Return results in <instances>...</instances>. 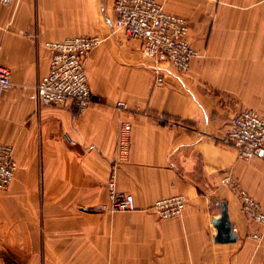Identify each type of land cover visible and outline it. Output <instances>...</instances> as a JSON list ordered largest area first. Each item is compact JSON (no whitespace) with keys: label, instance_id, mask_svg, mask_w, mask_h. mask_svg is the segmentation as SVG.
Here are the masks:
<instances>
[{"label":"crops","instance_id":"0c3cea01","mask_svg":"<svg viewBox=\"0 0 264 264\" xmlns=\"http://www.w3.org/2000/svg\"><path fill=\"white\" fill-rule=\"evenodd\" d=\"M186 18L198 51L190 71L160 63L114 31L115 0H22L0 7V144L12 145L17 171L0 191V264H264L263 227L243 213L222 179L231 175L264 210V159H238L222 142L233 116L264 118V0H157ZM98 36L86 62L93 92L84 113L39 105L36 85L49 72L47 42ZM124 102L127 110L115 108ZM164 115L177 123L161 121ZM122 121L132 124L129 162L117 187L135 212L100 209ZM182 195L180 217L151 210ZM226 202L238 241L215 242Z\"/></svg>","mask_w":264,"mask_h":264},{"label":"built area","instance_id":"2783aa9c","mask_svg":"<svg viewBox=\"0 0 264 264\" xmlns=\"http://www.w3.org/2000/svg\"><path fill=\"white\" fill-rule=\"evenodd\" d=\"M22 0H0V7L11 6ZM114 31L123 32L128 38L141 44L144 55L156 60V85H163L164 75L160 72V63L168 62L181 73L190 71L192 62L199 56L191 45L188 36L189 22L186 18L168 12L157 0H115ZM103 43L98 36H75L60 42H47L51 51L49 72L36 85L39 105H67L84 113L92 101L86 62L89 55ZM11 70L0 65V89L12 86ZM115 108L128 109L124 102H117ZM162 122L173 128L177 123L164 115ZM222 142L237 151L238 159L248 161L254 158L264 159V118L254 110L236 113ZM132 147V124L122 121L116 141V158L107 182L108 203L100 209L110 212H135L138 210L135 198L130 193H122L117 187V170L129 162ZM17 165L12 145L0 144V191L7 190L14 181ZM241 201L244 215L252 222L263 227L250 235L260 242L264 238V210L231 175L222 179ZM186 205L182 195L158 200L151 210L160 219L168 220L180 217Z\"/></svg>","mask_w":264,"mask_h":264},{"label":"water","instance_id":"95a60500","mask_svg":"<svg viewBox=\"0 0 264 264\" xmlns=\"http://www.w3.org/2000/svg\"><path fill=\"white\" fill-rule=\"evenodd\" d=\"M214 226L217 229L216 243L229 244L238 241L233 224L230 220L228 205L226 202L221 204L220 217L214 220Z\"/></svg>","mask_w":264,"mask_h":264}]
</instances>
